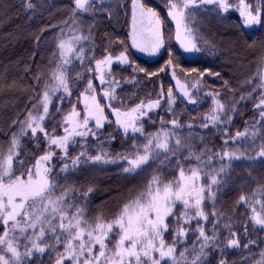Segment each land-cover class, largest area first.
Segmentation results:
<instances>
[{"label": "trees", "instance_id": "obj_1", "mask_svg": "<svg viewBox=\"0 0 264 264\" xmlns=\"http://www.w3.org/2000/svg\"><path fill=\"white\" fill-rule=\"evenodd\" d=\"M26 2L27 0H0V146L7 147L12 135L19 132L20 122L25 120L28 111L37 104V94L41 93L43 83H54L49 77L60 62L57 45L61 35L65 38L71 34L89 38L82 40L79 45L85 50L83 64L73 59L67 66L71 96L61 91L53 97L50 105L51 118L44 122V127L50 134L53 129L55 132L59 131L63 116L73 106L80 108V94L92 76L93 71L89 69L94 68V60L88 58L98 60L106 52L115 55L126 49L129 63L114 64L111 67L118 82L115 85L117 99L111 101L112 106L127 110L142 100L157 99L163 88L166 104L162 108L167 110V90L171 88L176 99L171 111L173 117L164 116L165 120L161 121V108L141 122L145 135L162 131L174 132L170 145L179 138L185 147L176 155L170 156L163 165L160 164L163 159L161 156L150 160L144 170L132 174L122 171V161L116 164L81 163L76 169L60 172L62 162L56 156L53 161L55 182L61 187L67 185L69 189L75 190L74 199L70 202L84 208L89 221L96 216L110 220L129 199L144 190L153 175L160 174L166 180L172 179L178 174L177 161L185 169L197 166L198 162L195 160L186 159L189 148L197 155L204 153L201 160L205 163L199 164L202 177H205V173L214 174L222 164L229 163L226 158L221 160L215 154L226 151L236 152L237 155L243 153L240 159L231 161L226 173H220L218 179L221 184L212 188L216 193L215 200L204 201V211L209 215V221L202 222L203 226L208 235H212L214 218L211 213L215 211L220 235V248L209 252L205 264H218L225 257L228 264H260L264 258V229L253 225L249 220L250 210L237 202L241 195L249 200L264 199L259 194L252 196L254 191L264 186V157L257 155L259 148L264 146V119L260 116L264 107H256L261 98H264L259 78V73L264 71V63H261L264 58V15L259 24L251 27L243 23V18L235 8L240 0H230L232 8L227 13L218 10L215 5L201 6L194 10L193 21L188 23L201 50L187 56L177 46L173 23L166 12L167 0H143L160 14L165 41L161 53L154 58H147L138 54L130 41L131 0H104V11L97 4L92 11L76 13H73V0H31L36 5L34 9H27ZM245 3L254 7L259 5L264 10V0H245ZM109 12L111 16L107 15ZM169 60H172L171 66L168 65ZM139 68L146 72L139 71ZM193 68L203 72V77L191 72ZM76 73H81L83 78L77 79ZM173 73L191 91V96L196 101L194 106L177 95ZM197 79L200 83L193 87ZM99 89L102 90V86ZM217 93L218 96L215 95ZM215 99L225 105L231 121L216 125L209 123L207 128L201 127L206 123L204 117L211 114ZM108 102L102 104L105 106ZM57 107L61 111H56ZM108 110L110 109L105 106L107 113ZM172 120H177L180 126L174 128ZM108 121L102 132L97 133V137L77 138L76 143L69 147L68 155L75 157L86 152L87 155L94 156L103 149L115 157L119 153L131 151L133 144L142 147L146 143L145 135L140 133L123 135L111 115ZM189 124L192 125L191 128L188 127ZM246 130L255 135L232 139L237 132ZM47 150L45 139L39 133L36 138L30 132L27 137L21 138L19 158L23 161V167L17 165L16 174L26 172ZM201 182L206 184L207 178ZM89 188L93 191L87 197H82L80 194L87 192ZM54 195H60L59 189ZM72 196V191H69V197ZM34 207L38 210L40 206L37 204ZM182 210L179 204L175 206L177 214ZM168 223L171 229L174 226L172 217L168 218ZM225 224H230V230L237 233L240 247L224 249L223 241L229 235V230L223 227ZM191 227H196L195 221ZM3 230L4 225L0 223V233ZM164 239L167 244L172 245L175 235L170 230L164 233ZM48 243L53 241L49 240ZM193 244L199 246L192 231H189L186 239L175 244L177 264L193 259ZM245 244L249 247L245 248ZM185 248L188 252L182 260L179 253ZM20 250L23 251V247ZM58 250L62 252L63 247L60 246ZM26 264H55V257L52 250H49L42 255L34 254L27 259ZM65 264L69 262L65 261Z\"/></svg>", "mask_w": 264, "mask_h": 264}, {"label": "snow or ice", "instance_id": "obj_2", "mask_svg": "<svg viewBox=\"0 0 264 264\" xmlns=\"http://www.w3.org/2000/svg\"><path fill=\"white\" fill-rule=\"evenodd\" d=\"M73 2V13L92 11L97 4L100 5V10L104 11V0H73ZM206 5H215L224 13L232 8L230 0H167V15L175 21L176 39L186 51L201 50L188 23L193 21L194 10ZM35 6L31 0H27L25 4L27 9H34ZM239 12L243 17V23L249 26L259 24L264 15V10L259 5L254 7L245 3V0H240ZM107 15L111 16V13ZM131 18L132 46L150 54L159 52L165 43L160 14L154 8L147 6L143 0H131ZM69 31L72 32L71 29ZM88 38L75 34L67 38L61 35L57 45L60 62L51 71L49 77L54 83H43L41 93L37 94V104L28 111L25 120L20 122L19 132L12 135L7 147L0 146V223L4 225V230L0 233V264H26L27 259L34 254L42 255L49 250H52L55 257V264H65V261L69 264H169V261L171 264H177L175 244L181 239H186L189 231L194 233L199 246L193 244L194 256L191 261L184 260L185 253L188 252L187 248L179 255L184 260V264H205L209 252L220 248V235L217 228L219 220L215 211L211 213L214 218L212 235H208L203 226L202 222L209 221V215L204 211V201L215 200L216 193L212 188L221 184L218 179L220 173H226L231 161L240 159L243 153L237 155L236 152L226 151L215 154L221 160L226 158L229 163L222 164L214 174L205 173L207 178L205 184L201 182L205 177H202L199 167V164L205 163L201 160L204 153L197 155L189 148L186 159L195 160L198 162L197 166H189L185 169L177 161L178 174L172 179L166 180L160 174L153 175L144 190L129 199L120 208L119 213L110 220L96 216L89 221L85 216V209L70 202L74 199L75 190L69 189L67 185L61 187L55 182L53 166L50 163L56 156V152L51 150L53 147L61 153L57 157L62 162L60 172H67L70 168L76 169L81 163L116 164L122 161V171L129 174L144 170V166L148 165L150 160L159 159L161 156L163 159L160 160V164L163 165L170 156L176 155L185 147L179 138L170 145L169 141L175 136L174 132L144 134L142 118L147 116L148 112L160 107L161 99L164 98L163 88L158 93L157 99L142 100L135 107L125 111L112 106L111 101L117 99L115 88L112 86L118 85V82L113 76L111 66L114 62L118 65L129 63L125 49L115 57L111 52H106L104 57L98 60L89 57L88 59L94 60V68L89 71L97 74L99 85L102 86V98H107L109 101L105 106L115 115L114 123L122 129L123 135L128 136L130 132L140 133L145 135L146 143L142 147L133 144L131 151L119 153L115 157L103 149L94 156H89L86 152H81L75 157L68 155L69 144L76 143V137L83 139L89 135L96 136V132L89 127L90 123L99 131L106 122H109L108 116L105 115V106H102L97 98L96 85L92 79H89L84 92L80 94L83 101V116L73 106L72 110L63 116V135H55V129L50 134L44 127L45 120L51 118L50 105L56 93L62 91L67 96H71L67 66L73 59L83 64L85 50L79 45L82 40ZM120 43L123 44L122 41ZM261 63H264V58ZM168 65H172V60L168 61ZM138 70L146 72L143 68ZM191 72L198 73L200 77L204 75L195 68L191 69ZM146 75H156V73H146ZM76 78L82 79L83 76L81 73H76ZM259 78L260 87L264 91V73H259ZM177 83L183 96L191 103H196L187 86L180 84L179 81ZM199 83L197 79L193 87L198 86ZM209 95L213 94L209 93ZM167 97L168 111H172L175 97L171 88L167 90ZM214 105L211 114L204 117L206 123L201 127L207 128L209 123L216 125L231 121L223 103L215 99ZM256 107H264V98H261ZM56 111L59 112L61 109L57 107ZM260 116L264 119V111H261ZM221 117L224 119L222 120ZM171 124L174 128L180 126L177 120H172ZM188 127L191 128L192 125L189 124ZM29 132L33 138L39 133L45 139L49 150L38 157L35 164L26 172L17 175L16 166L23 167V161L19 158L21 138L27 137ZM250 134L255 135L247 130L237 132L232 139L236 140ZM257 155L264 157V146L259 148ZM81 157L84 159L82 160ZM210 162L211 157L208 160V163ZM58 189L60 195L56 196L54 193ZM69 191H72V197H69ZM92 191L89 188L80 195L87 197ZM258 194L264 197V186L254 191L252 196ZM237 203L246 205L251 212L250 222L264 229V199L249 200L245 195H241ZM37 204L40 206L38 210L34 207ZM177 204L183 209L179 214L174 211ZM169 217L174 220L171 229L168 223ZM193 221L196 222L194 229L191 227ZM223 227L229 230L228 237L223 241L224 249L240 247L239 237L230 230L231 225L225 224ZM170 230L175 235L172 245L167 244L164 239V233ZM244 231L247 235L246 227ZM49 240L53 243H48ZM249 243L255 242L249 241ZM60 246L63 247L62 252L58 250ZM21 247L23 251L20 250ZM244 247L247 248L248 244ZM218 264H228L226 257ZM260 264H264V260L260 261Z\"/></svg>", "mask_w": 264, "mask_h": 264}, {"label": "rangeland", "instance_id": "obj_3", "mask_svg": "<svg viewBox=\"0 0 264 264\" xmlns=\"http://www.w3.org/2000/svg\"><path fill=\"white\" fill-rule=\"evenodd\" d=\"M239 7H240V3L237 5V6H235V8H237V10L239 11ZM240 13V12H239ZM242 17V16H241ZM243 18V17H242ZM170 20H171V22L173 23V27H174V31H175V40H176V43H177V46L181 49V51L185 54V55H187V56H191V55H193V53H194V51H186L182 46H181V44H180V42L176 39V24H175V21H173L171 18H170ZM256 25V24H255ZM249 26V25H248ZM252 26H254V25H251V27ZM161 29H162V26H161ZM129 34H130V41H131V44H132V18H131V24H130V30H129ZM133 48H134V50L138 53V54H140V55H142V56H144V57H147V58H154V57H156L159 53H161V51H162V49H163V47L159 50V52H157V53H155V54H150V53H148V52H144V51H141L139 48H136V47H134L133 46ZM117 54H115V55H113V57H115ZM102 59V58H101ZM114 64H117V63H113L112 64V66L114 65ZM111 66V67H112ZM263 73H264V71H263ZM92 76L89 78V79H92V81H93V83H94V85H96V93H97V98L99 99V102H100V104L102 105V106H104L102 103L103 102H106V101H108V99L107 98H102V90H100L99 89V81H98V79H97V74L93 71V73L91 74ZM93 77V78H92ZM172 78H173V82H174V85H175V89H176V93H177V95L181 98V99H183L184 101H186L190 106H194L195 105V103L193 104V103H191L189 100H188V98L187 97H185V96H183V94H182V92L180 91V85L177 83V81H179L178 80V78L175 76V75H173L172 74ZM88 79V80H89ZM94 81H96V84H95V82ZM180 82V81H179ZM87 84V83H86ZM85 84V85H86ZM180 84H183V85H185L184 83H182V82H180ZM112 87H114V88H116V86L115 85H113ZM84 88H85V86H84ZM187 90H188V92L191 94V91L188 89V87H187ZM83 92H84V89H83ZM167 101H168V99H167ZM140 103V102H139ZM139 103H137V104H139ZM136 104V105H137ZM164 104H166L165 102H164V99H161V103H160V107L159 108H156V109H154V110H152V111H150V112H148V115L147 116H145V117H143L142 118V120H144V119H146L147 117H149V115L151 114V113H155V112H157V111H159L162 107H164L163 105ZM175 104H176V99H175V103L172 105V108L175 106ZM136 105H134V106H132V107H135ZM131 107V108H132ZM166 107H168V102H167V106ZM130 109V108H129ZM77 111H79L80 113H81V116H83V114H84V109H83V101H82V96L80 95V108L79 109H76ZM121 111H125V110H121ZM171 111H168V109L167 110H165V108H162V111H161V115H162V117H161V115H160V117H161V121H162V119L163 120H165V118H164V116H172L171 115ZM105 115H107L108 117L111 115L112 116V118H113V122L115 121V115L113 114V113H111V109L110 110H108V113L105 111ZM173 117V116H172ZM171 117V118H172ZM108 122H106L105 124H104V127H105V125L107 124ZM116 125V124H115ZM62 126H63V123H62V125H61V127H60V129H59V131H57V132H55V135H63L64 133H63V131H62ZM117 126V125H116ZM89 127L91 128V130L92 131H94V132H96V135H97V133H99V132H102V130L104 129V127H103V129H101V130H99V131H97L96 129H95V127L90 123V125H89ZM117 128L120 130V131H122V129L121 128H119L118 126H117ZM129 134H132L131 132L129 133ZM88 137H91V138H95V137H97V136H95V137H93V136H91V135H89ZM77 138H79V137H76V140H77ZM70 146H73V144H69V147ZM49 150V149H48ZM47 150V151H48ZM52 151H55L56 152V156H60L61 155V153H60V151L58 150V149H55L54 147L51 149ZM43 154H45V152L43 153ZM42 154V155H43ZM41 156V155H40ZM39 156V157H40ZM56 156H54L53 157V159H52V161L50 162L51 163V165L53 166V161H54V159H55V157ZM36 162V161H35ZM35 164V163H34ZM33 164V165H34ZM33 165H31L30 166V168L33 166ZM248 247H249V245H248ZM231 249H233V248H231ZM261 260H264V258L263 259H261Z\"/></svg>", "mask_w": 264, "mask_h": 264}]
</instances>
